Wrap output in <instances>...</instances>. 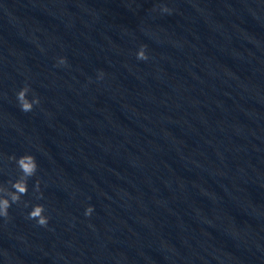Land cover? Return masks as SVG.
<instances>
[{
  "label": "clouds",
  "instance_id": "1",
  "mask_svg": "<svg viewBox=\"0 0 264 264\" xmlns=\"http://www.w3.org/2000/svg\"><path fill=\"white\" fill-rule=\"evenodd\" d=\"M154 11L156 9H153ZM159 10L162 13L171 14L172 9L167 6H160ZM138 60L146 61L149 57L147 55V46L141 45L136 53ZM68 61L66 57H59L57 59L56 66H67ZM104 72L101 70L98 73L97 78L103 79ZM32 89L28 83L16 93V99L21 111L27 113L31 112L34 106L40 104V98L35 93L32 94V98L29 99V93ZM9 161H14L16 167L19 170V176L15 181L9 180L7 184H0V218L5 221L11 219L9 215V209L13 204H23L25 208L29 207V202L24 201L23 197L28 193V181L34 177L38 170V163L36 158L31 154H24L17 158L15 155L7 157ZM33 192L36 194V199L41 200L44 198L43 192L40 190V181L37 179L34 186ZM94 211L93 206H88L85 210V216H91ZM46 208L43 204L36 203L31 205V210L27 214V219L34 220L37 226L47 228L50 217L46 214Z\"/></svg>",
  "mask_w": 264,
  "mask_h": 264
}]
</instances>
